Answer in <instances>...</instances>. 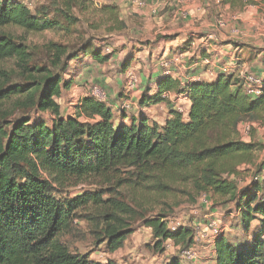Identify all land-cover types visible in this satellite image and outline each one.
Here are the masks:
<instances>
[{"label":"trees","instance_id":"obj_1","mask_svg":"<svg viewBox=\"0 0 264 264\" xmlns=\"http://www.w3.org/2000/svg\"><path fill=\"white\" fill-rule=\"evenodd\" d=\"M222 1L232 12L249 6L264 9V0ZM92 8V0H48L31 12L20 0H0V30L15 27L76 39L72 45H48V69L31 67L26 48L0 35V62L16 59L30 80L26 85L0 84V103H11L13 113H22L9 120L10 114L0 111V264H117L69 250L61 237L76 233L75 220L98 225L94 239L111 253L124 245L139 221L151 229L154 251H163L169 240L187 249L192 230H171L166 219L170 207L162 202L175 192L189 202L201 195L234 201L228 216H237V227L246 236L236 242L217 237L214 264H264V159L255 163L262 145L242 140L238 132L245 121L264 124V83L259 96L246 94L238 57L230 74H219L213 81L181 83L161 74L155 90L146 88L139 96L136 117L122 111L116 120L107 103L88 95L76 105L75 115H65L57 100L75 86L71 64L86 57L109 62L114 53L103 47L111 45L109 37L99 34L120 36L124 30L118 6ZM81 25L97 35L85 40ZM135 56H125L123 73ZM171 94L185 98L188 110L174 109ZM159 104L168 108L162 124L142 111ZM45 114L49 122L40 119ZM242 165H252L254 171L239 189L229 178L239 175ZM81 184H100L112 198L103 199L104 193L97 191L63 195L68 187ZM120 191L130 193V205L121 201ZM149 205L158 207L149 213ZM91 208L103 210L101 220L94 212L85 213ZM181 262L172 257L165 264Z\"/></svg>","mask_w":264,"mask_h":264},{"label":"rangeland","instance_id":"obj_2","mask_svg":"<svg viewBox=\"0 0 264 264\" xmlns=\"http://www.w3.org/2000/svg\"><path fill=\"white\" fill-rule=\"evenodd\" d=\"M20 1L26 5L31 12L38 7L46 6L48 2V0ZM118 1L119 0H92V9H100L104 5L117 6L116 3H118ZM125 1L127 4V0ZM148 5L149 8L146 13L149 16L142 18H139L137 14L133 13L129 7H120L121 18L124 23L123 33L120 36L113 35L111 37L106 33L99 34L102 39L109 37L108 41L111 45H103V47H105L104 51L109 49L110 54L114 53L109 62L105 64L94 62V64L85 67L87 62H84V60L81 59L80 61L71 64V74L75 79L79 78V85L77 88L74 86L70 91L63 92L62 97L57 100L63 114L75 115L76 105L79 103L80 99L89 93L90 87L95 85L101 87L107 93V106L111 107L114 118L117 120L121 115L120 113L122 112L121 109L123 102L129 101L132 104L128 111L131 112L138 105L137 103L138 97L141 95L140 93L146 88H152L150 78L148 77H153L158 71L161 72L166 69V67L162 68L161 66L163 53H170L173 49L176 50L177 45L180 43L178 41L177 44H175V47H171L169 46L170 42H165L163 38H165L168 33H175L173 32L175 25H178L180 21H183L184 16H186L188 11L195 10L196 13L199 11L198 8H196L198 2H195V0H152ZM164 9L165 12L168 11L169 14L175 13V19L172 20V18H170L168 21L169 23L166 22L164 17H161ZM153 10L158 14H152ZM250 15L251 14L247 15V17L237 16L236 18H229L227 15H222V18H219V15H216L214 17H217V21L214 25L212 24L213 28L208 26L206 32L210 33V31H212L211 34L218 37L217 31H219V33L224 34L226 40H239L236 45L245 48V51L241 53L245 59L249 57V54L259 55L260 61L264 62V13H259L257 21H255V23L253 22L254 25L251 23V20L255 19L256 14H253L252 18ZM153 17H155V20L152 21ZM157 17L158 20L156 19ZM147 20H150V22L146 23ZM257 22L258 24H256ZM227 25L231 26L227 33L229 32L228 34H231L232 36H229L225 32ZM78 28L84 29L82 32H84L85 40L97 35L93 32H86L85 30H88V28L84 25L78 26ZM255 28H257L256 31H254L257 41L260 40L262 44L260 43L256 45L255 40L245 38L251 33V30L253 35V30H255ZM234 30L238 31V35H233ZM0 35H7L13 43L16 45H22L26 48V52L30 57L31 67L36 66L48 69L50 68V55L48 52V45L50 43L68 45L76 43V39L67 37L62 33H30L15 27L0 30ZM208 41L212 42L211 40ZM241 41H246L245 43L248 44L244 46L241 44L243 43ZM142 46H145V49L136 56L129 68L138 77V90L134 92H138V96L137 98L130 100L131 94H128L125 89L127 82L126 72L123 73L121 71V63L126 55L137 54L136 52L140 51ZM246 51H248L247 54ZM174 68L173 65H170L168 71L172 72L171 70ZM0 70L4 73V77L0 78V84L5 87H8L9 85H26L30 82L28 76L18 67L16 59L0 62ZM189 74V71H184L183 77L189 78ZM65 79H68V76H66ZM181 108H183L181 111H186L184 106H181ZM167 109V106L159 104L145 108L144 113L148 116L150 121L162 124L166 119L165 115ZM0 111L10 114L9 120H15L22 114L19 110L13 113L12 105L8 102L0 103ZM127 116L132 115L128 113ZM39 117L48 122L50 120L49 116L46 114ZM82 118L80 120H82ZM238 132L242 140L246 142H259L262 145V150L256 154L255 160L256 164L261 162L264 159V124L262 121L259 120L252 123L248 121L242 122L238 126ZM238 169L239 175L231 176L229 180L236 182L237 188L241 189L251 181L254 166L242 165ZM104 189L105 188L100 184H81L75 188L68 187L63 195L73 197L84 191H97L104 193L103 199H111L112 196L106 194ZM120 193L122 197L121 201L130 205V193L128 191H120ZM165 201L170 207L168 210L169 215L166 219L168 220V223L170 221L173 223L172 226L169 225L170 229L171 227L174 228L175 224H178L176 229L181 227L193 231V227L196 223H204L206 220L210 219L211 216H214L219 221L222 228L221 235L228 241L236 242L244 239L246 236H244L240 227H237L238 220L235 218L236 215L233 213L231 216H228L229 212L235 209L234 201L229 200V198L219 199L212 198L210 195H201L195 199L194 202H189L183 195L175 192L171 197H166L162 200V202ZM157 207L158 205H149L147 211L150 213L151 211L156 210ZM165 208L166 207H164V209ZM88 212H94V217L101 220L99 214L102 213L103 210L91 208L89 211H85V213ZM73 225L76 229V233L72 236L67 235L61 237V239L69 247L71 252H76L81 255L88 254L92 261L105 263L107 260H112L117 264H164L170 258L178 257L182 261L181 264H185V261L183 260L185 258L183 255L184 248H181L171 240L165 242L163 245V251H154L153 246L155 241L152 240V231L150 228L143 227L140 221L133 223V234L126 239L121 248L113 253L109 252L104 244L99 246V243H96L92 231L98 228V225L87 223L86 220H75ZM204 252L208 253L207 259L210 261L209 264H212L214 259L208 257L212 255L213 249L211 246L203 243H197L195 245L196 262L190 261L187 264H199L201 260H205V254H202Z\"/></svg>","mask_w":264,"mask_h":264},{"label":"crops","instance_id":"obj_3","mask_svg":"<svg viewBox=\"0 0 264 264\" xmlns=\"http://www.w3.org/2000/svg\"><path fill=\"white\" fill-rule=\"evenodd\" d=\"M255 1L258 2L259 0H255ZM151 2H152V0H149L148 4H150ZM195 2H198V5L196 6V8H198L199 12L196 13L195 10H192L190 12L188 11L186 16H184L183 21L182 22L180 21V23H178V25H175V29L173 30V32H175V33H168L167 36H165V38H163L165 40V42H168V43L170 42L169 46H171V47L172 46L175 47V44H177L178 41L180 43H179V45H177L176 50L173 49V51L170 53L164 52L161 61H163L164 59H172L173 57H175L176 55L181 54V53L183 55H185V57L181 61H178V62L172 64L173 67H175V68L173 70H171L172 72H169V75L172 78H175L179 82L183 83L186 80L193 79L197 75H200V74L204 75L205 74L204 72H206L208 74V72L211 71V75L209 78L207 77V75H205L206 76L205 81H213L216 79V77L219 74H221L222 68H225L228 66L229 67H236L235 66L236 58L240 57L241 65L238 66V68L240 70L250 71L251 73L257 74L259 76H264V62L260 61L259 55L249 54V57L247 59H245L241 54V53H243V51H245L244 50L245 48L244 47L241 48L240 46L236 45V43H238L239 40H235V39L234 40L233 39L232 40H230V39L226 40L224 38V34L219 33V31H217L218 37L212 35L211 34L212 31H210V33L206 32V28L208 26H210V28H213L212 24L214 25V23L217 21V19H216L217 17H214L216 15H219V18H222V15H225V16L227 15L229 18H236L237 16L247 17V15L251 14L250 16L252 18V15L256 14L255 19L251 20V23L254 25L255 21H257V19H258L257 17L259 16V13H262V12L264 13V9H262L261 6H249L248 8L244 9L241 12H239V11L232 12V11H230L228 6L224 5L222 0H213V2H212V0H195ZM116 5L119 7V9L122 6L128 7L125 0H119L118 3H116ZM148 8H149V5L141 13L137 14V16L139 18L140 17L141 18L142 17H148L149 15L146 13V12H148ZM222 13H224V14H222ZM161 17H164V20L166 22H168L170 18H172V20L175 19V13L169 14V12L168 11L165 12V9H164ZM156 19L158 20V17ZM153 20H155V17H153L152 21ZM149 22H150V20L146 21V23H149ZM256 24H258V22ZM253 25H249V26H253ZM230 28H231L230 25L226 26V28H225L226 34L229 33V32L227 33V31ZM256 29L257 28H255V30H253V35H252V30H251V33L249 35H247L245 38H251V39L255 40L256 45H258L261 42H260V40L257 41V37L255 36L254 31H256ZM204 30H205V32H204ZM228 35L232 36L231 34H228ZM196 36H198V37H196ZM208 40H211L212 42H210ZM188 41H191V42H190V45L186 47L185 43ZM204 41H206V42H204ZM241 42H243L241 44L244 46H246L248 44V43H245L246 41H241ZM219 43H221V44H219ZM142 49L144 50L145 48H142ZM143 50H141V52H143ZM141 52H139V53H141ZM139 53H137L136 56ZM247 53H248V51H246V54ZM136 56H135V58H136ZM206 59L209 60L210 66L203 65L202 62H203V60H206ZM84 62H87V65H85V67H86V66H90V65L94 64L95 61L89 57H86L84 59ZM182 71L183 72L189 71V73H190L189 78H184ZM162 72L163 71H161V72L158 71L153 77L152 76L148 77V78H150V83L152 84V88L149 87L151 89V91L155 90L154 81L159 76H161ZM151 77H152V79H151ZM78 85H79V78L75 79V88H77ZM137 94H138V92L130 95V100L137 98V96H138ZM172 96H174V97H172ZM171 98H172L171 99L172 100V106L174 109H177V110L180 109L181 110V109H183V108H181V106H184V108L186 110H188L189 102L185 98H183L182 96H179V95L177 96V95H172V94H171ZM161 105H163V104H161ZM139 111H140V109L137 105L136 108L133 109V111L129 112V114L136 117V115H137V113H139ZM142 111L144 112L145 108L142 109ZM167 111H168V109H167ZM165 116L167 117V112H166ZM202 254H205L206 259L201 260L199 264H209L210 261L207 259L208 253L204 252ZM208 258L214 259V254L212 253V255H210V257H208ZM165 263H167V262H165ZM185 264H187V263H185ZM212 264H214V261Z\"/></svg>","mask_w":264,"mask_h":264},{"label":"built area","instance_id":"obj_4","mask_svg":"<svg viewBox=\"0 0 264 264\" xmlns=\"http://www.w3.org/2000/svg\"><path fill=\"white\" fill-rule=\"evenodd\" d=\"M181 1V0H179ZM148 2L149 0H127V4L129 9L133 11L135 14L141 13L144 9L148 7ZM179 3V2H177ZM168 6V5H167ZM166 7V6H165ZM164 8V7H163ZM152 14H156V11H152ZM233 32V31H232ZM233 35H238V31L234 30ZM106 53H110L109 49L105 50ZM185 55L178 54L175 57H173L170 60L164 59L161 62L162 68L166 67V69L162 72L163 75L169 74L168 68L170 65L173 63H176L178 61H181ZM203 65L210 66L209 60H203ZM235 67H225L222 68L221 74L228 75L234 70ZM205 74L202 75H197L193 78V80L200 81V80H205L206 76L209 78L211 75V71L204 72ZM240 77L243 79V87L245 90V93L251 96H259L262 91L263 83H264V76L258 77L256 75L250 74L245 71L240 72ZM126 86L125 89L128 94H131L136 92L137 89V83H138V77L133 73L132 70H129L126 74ZM90 98H92L94 101H97L99 103L106 104L108 100L107 93L104 91L99 86H91L89 89V93L87 94ZM169 98L171 99V95H169ZM132 104L129 101L123 102L122 103V109L121 111H125L126 113H129V109L131 108ZM181 112V110L179 109ZM173 223L171 221L169 222V225L172 226ZM176 226L178 224H175V227H171V230H175ZM193 237H192V244L187 248L183 250V255L185 258L183 259L185 263H188L190 261L196 262V253H195V245L197 243H203L206 245H209L213 248L214 241L216 240L217 237L221 236L222 233V228L220 226L219 221L214 217L211 216L210 219L206 220L204 223H196L193 227ZM214 254V250H213Z\"/></svg>","mask_w":264,"mask_h":264}]
</instances>
